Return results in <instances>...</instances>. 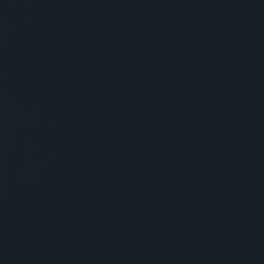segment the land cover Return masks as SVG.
<instances>
[{
    "label": "water",
    "instance_id": "obj_1",
    "mask_svg": "<svg viewBox=\"0 0 264 264\" xmlns=\"http://www.w3.org/2000/svg\"><path fill=\"white\" fill-rule=\"evenodd\" d=\"M0 264H264V0H0Z\"/></svg>",
    "mask_w": 264,
    "mask_h": 264
}]
</instances>
